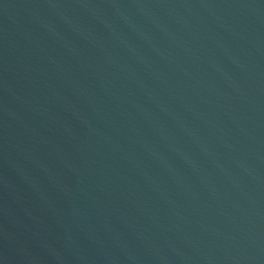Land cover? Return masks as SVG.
Listing matches in <instances>:
<instances>
[{
  "label": "water",
  "instance_id": "95a60500",
  "mask_svg": "<svg viewBox=\"0 0 264 264\" xmlns=\"http://www.w3.org/2000/svg\"><path fill=\"white\" fill-rule=\"evenodd\" d=\"M0 264H264V0H0Z\"/></svg>",
  "mask_w": 264,
  "mask_h": 264
}]
</instances>
